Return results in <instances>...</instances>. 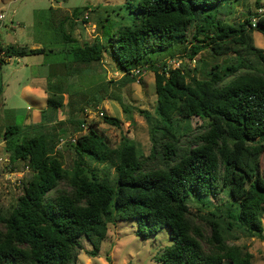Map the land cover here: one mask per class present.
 <instances>
[{
	"label": "trees",
	"instance_id": "obj_1",
	"mask_svg": "<svg viewBox=\"0 0 264 264\" xmlns=\"http://www.w3.org/2000/svg\"><path fill=\"white\" fill-rule=\"evenodd\" d=\"M239 1L127 0L120 9H127L129 23L92 43L67 32L69 20L74 27L81 14L75 9L58 26L56 38L64 47L56 53L0 42V69L8 58L63 54V67L72 75L80 72L75 65L100 63L108 53L124 72L117 85L135 82L129 78L133 71L146 68L154 73L157 94L155 115L141 111L152 141L148 156L128 137L114 147L94 127L82 134L86 121L74 116L81 134L71 143L73 167L65 168L55 151L57 135L46 129L52 111L63 108L58 79L49 86L40 121L28 126L32 136L17 125L5 127L9 163H26L32 176L11 210L0 206V264H77L83 236L92 245L88 254L98 257L109 226L124 220H136L143 239L170 228L173 244L158 258L164 264H253V255L229 245L224 233L243 231L264 240V49L252 36L254 29L264 30V5L257 0L256 16L237 25L224 20L229 5ZM181 46L191 61L207 49L231 57L200 79L196 69L160 63L159 56L174 58ZM104 99L93 96L95 103ZM103 116L121 126L119 119ZM192 118L202 121L195 133ZM223 194L228 200L218 207L220 214L207 217L190 209V198Z\"/></svg>",
	"mask_w": 264,
	"mask_h": 264
},
{
	"label": "rangeland",
	"instance_id": "obj_2",
	"mask_svg": "<svg viewBox=\"0 0 264 264\" xmlns=\"http://www.w3.org/2000/svg\"><path fill=\"white\" fill-rule=\"evenodd\" d=\"M256 2L257 0H240L229 5L230 10L222 18L236 25L245 18H254L259 10ZM126 3L127 0H0V42L4 46L17 44L29 48L45 47L56 53L64 47L56 38L58 26L66 17L71 18L75 9L81 14L74 27H71L69 20L66 24L67 32L80 42L92 43L96 38L105 40L119 27L129 23L127 9H120ZM261 8L264 12V6ZM75 18L73 19L76 20ZM195 26L194 23L189 29L187 48L191 46ZM252 36L254 45L264 49V30L254 29ZM184 47L176 49L174 58L159 56L160 63L165 61L171 67H181L185 71L196 69L194 75L200 79H208L213 65H224L225 60L231 57L216 56L207 49L191 61L183 54ZM7 62L0 69L5 90L0 95V206L4 212L11 210L16 204L23 194L24 183L32 176L26 163H9L3 140L5 127L9 124L17 125L22 127L23 134L31 133L32 136L34 133L30 132V124L26 120L37 123L33 116L42 110L41 108L48 107V90L51 88L49 86L57 79L62 82V85L56 88L63 95V108L52 111L46 129L57 135L55 151L65 168L71 169L76 158L71 143H74L81 133H87L90 127L103 133L114 147L118 146L124 137H128L137 144L144 155L150 154L152 141L149 125L141 113L147 111L155 115L157 107L155 76L149 69L141 68L140 74L129 77L134 78L135 82L117 85L124 72L119 70L108 53L100 63L90 66L75 65L80 72L72 75H68L63 67V54L60 57L54 54L15 57L8 58ZM104 83H108V86L100 89ZM42 84L46 86H41ZM93 96H103L105 99L95 103ZM102 113L119 119L121 126L106 123ZM74 116L86 121L81 133L78 132L79 125L72 121ZM190 124L192 132L195 133L202 121L192 118ZM261 162L264 167V154ZM227 200L226 194L217 198L208 196L201 200L190 198L189 206L194 213L211 217L210 212L220 214L217 209ZM219 222L227 229L222 220L219 219ZM137 226L136 220L111 224L108 237L102 243L99 256L95 258L88 254L92 245L85 236L81 237L82 249L77 264H164L158 258L162 250L173 244L170 228L164 227L156 237L143 239L136 234ZM224 233L229 245L244 247L253 255V264H264L263 239L251 237L243 231Z\"/></svg>",
	"mask_w": 264,
	"mask_h": 264
},
{
	"label": "crops",
	"instance_id": "obj_3",
	"mask_svg": "<svg viewBox=\"0 0 264 264\" xmlns=\"http://www.w3.org/2000/svg\"><path fill=\"white\" fill-rule=\"evenodd\" d=\"M2 45L4 46V44L2 43ZM45 80H47V79H45ZM41 86H46V84H42ZM43 89V88H42ZM44 90V89H43ZM5 91V90H4ZM44 95L46 96V92H45V90H44ZM42 110H43V108H41ZM41 111V110H40ZM33 118H35V120L37 121V122H39L40 121V119H41V113L40 112H37V113H35V115L33 116ZM26 122H28L29 124H31L30 122H29V119H27L26 120ZM4 140V139H3Z\"/></svg>",
	"mask_w": 264,
	"mask_h": 264
},
{
	"label": "built area",
	"instance_id": "obj_4",
	"mask_svg": "<svg viewBox=\"0 0 264 264\" xmlns=\"http://www.w3.org/2000/svg\"><path fill=\"white\" fill-rule=\"evenodd\" d=\"M87 17H88V16H87ZM0 18H2V16H1ZM252 22H253V26L256 27V25H257V23H258V19L255 18V19H253ZM1 55H2L1 57L4 58V54L1 53ZM1 57H0V59H1ZM140 73H141L140 70H135V71H133V74H134V75H135V74L138 75V74H140ZM102 115H103V113H102ZM0 161H2V160L0 159Z\"/></svg>",
	"mask_w": 264,
	"mask_h": 264
}]
</instances>
